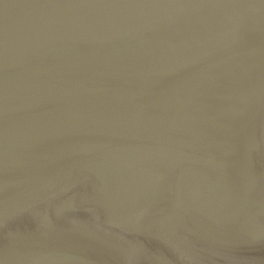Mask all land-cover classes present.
<instances>
[{"label":"water","instance_id":"water-1","mask_svg":"<svg viewBox=\"0 0 264 264\" xmlns=\"http://www.w3.org/2000/svg\"><path fill=\"white\" fill-rule=\"evenodd\" d=\"M0 264H264V0H0Z\"/></svg>","mask_w":264,"mask_h":264}]
</instances>
